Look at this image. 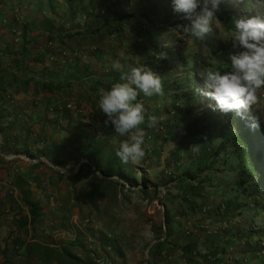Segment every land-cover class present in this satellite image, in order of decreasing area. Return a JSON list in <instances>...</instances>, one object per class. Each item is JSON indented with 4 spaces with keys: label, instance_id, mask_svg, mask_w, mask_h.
I'll list each match as a JSON object with an SVG mask.
<instances>
[{
    "label": "trees",
    "instance_id": "obj_1",
    "mask_svg": "<svg viewBox=\"0 0 264 264\" xmlns=\"http://www.w3.org/2000/svg\"><path fill=\"white\" fill-rule=\"evenodd\" d=\"M18 2L24 4V0H18ZM114 2L115 0H68V5H66V10L63 13L64 21L61 23V26L59 27L60 29L57 32L54 31V29L57 28H55L53 22H51V20L48 21L47 30L44 32L52 33L53 36L51 39L55 42L54 50L58 49V52L55 54L60 56L61 52L64 50L78 52L77 57H70L65 63H59L61 74L65 78L62 83L55 84L47 81L41 83V88L46 91L63 92L62 96L58 98L57 101L47 99L45 102V126H53V131L50 140L48 141L49 143H47V135H45V145L40 147V149L39 147H36V150L34 151V149L30 147L27 138L24 141H21L19 135H16L15 137L12 135L14 132L12 128L9 126L0 127V132L3 134L6 143L4 150L6 149L10 153H22L32 159H39L41 158L40 156H44L49 161V163L41 160L35 163H28L26 169L22 170L21 168H18L15 177L13 179H8L9 184L18 189L19 197L17 199L16 197L11 196V194H8L7 198L0 200V220L3 219V217L12 215V223L14 226L11 235L8 237L10 242L5 241L6 245H11L13 254L11 255L8 253L9 248L6 246V259L0 264H98L96 261L97 258L102 257L103 255L113 259V253H122L121 249L117 247L116 240L112 239L107 232L102 233V236L96 237L98 234L94 230L93 225H87L86 223L87 226L85 225L86 227L82 228L74 225L72 222L70 223L71 218H73V210L82 206V200H85L88 205H94L96 195L99 194V191H102V189L98 190L96 188L93 181L86 184L83 183L81 187H78V183L84 180L86 172H90L91 177H99V175H102L103 181L106 183L110 182L114 184L116 182L120 186H125L124 181L131 186H134V184L137 183L136 177L132 174L133 167L131 163H122L119 157L116 156V151L126 137H121L116 134L115 128L114 131L111 129V124L105 125L103 121H105V118L107 117L102 110L99 109L98 104L102 92L110 90L114 83L119 82L121 74L109 76L106 80L98 78L96 83L90 85V90L86 88L83 91L80 90L74 94L75 86L73 85V78L70 76L73 74L72 72L74 70H76V73H81V69L79 66H76L71 72L72 69L69 63L72 61L71 59L79 58L82 47L81 49H71V46L64 40L72 39L79 43H90L92 46L97 47L98 43H103L105 39L108 37L112 38L114 33H116L117 37L115 39L112 38L111 41L113 42L116 40L118 44L123 45L125 42L121 40L122 38H132L130 37L131 26L128 24V21L130 22L135 19L137 15L133 11L117 10L118 8H116V6H118V4ZM118 2L120 1L117 0V3ZM39 4L40 7L44 5L42 2ZM172 4L173 3L169 1L147 0L146 9L140 13L143 21L137 25V36L134 37V41L129 42V44L132 45L131 51H134V54L140 62L145 61V66L151 68L154 72L159 73V75L161 73V76L167 79L165 80L166 87L171 92L169 95L173 97L168 103V95L165 94L163 96L155 95L150 98L140 94L138 100H142L145 105L146 120L147 116H155L157 120L159 117L162 118L165 116L157 113V111L162 108L163 102L164 106L169 105L170 109H177L179 107L175 117L172 118L169 114V121L171 124L179 125L181 124L182 118L185 115H191L193 110L199 105V97L203 95V91H197V89H200L197 86L199 79V75L197 74V56H189V53L184 55L182 53L184 47L182 42L177 50L175 49L173 52L172 50H174V48L169 50V47H162L160 43L161 36L165 37L164 35L166 32L171 33L176 29L175 26L177 23L173 20V15L170 12ZM5 5H7V0H0V6L2 7ZM49 6L54 8L53 3H49ZM15 9L17 10L18 15L21 14V6L18 5ZM18 15L15 14V20L20 19ZM215 15L217 18L215 23L220 25L225 37L232 34L234 30L233 20L235 18L241 16L251 18L249 15L234 9L229 0H221L219 10ZM7 21L9 22L8 18H4L0 15V25H6L8 23ZM189 23L190 21L180 24L187 25ZM28 30V24L25 23L22 35L24 46L26 47L30 42H36L39 47V51L37 52L39 57L35 59L40 61L44 60L43 62L50 61L49 57L52 51L45 46L47 41L46 34L39 33L36 38L31 40L27 37ZM169 36H173V33ZM218 37L219 32L216 31L203 41L213 54H217L215 41H218ZM17 38L19 37L15 36V42L20 40L19 38L17 41ZM57 39L59 40V43L56 41ZM193 40L195 42L193 48H195L201 41L194 38ZM222 40L224 39L222 38ZM40 46H45V48H40ZM97 48H94L95 51H97ZM161 53H165L166 58H162ZM173 61L186 68V73L181 77L175 75L177 77L170 78L166 66ZM225 63H207L205 59H202L200 61V66L202 69L205 68V71L209 68H218L220 70ZM134 67L140 66L137 64ZM190 78H193V82L196 84L194 90L190 86ZM77 79L78 78H74V80ZM80 79L83 82H92L90 73L87 74L86 71L81 74ZM24 85L28 86V81L25 82ZM0 98H2L3 102L12 101L10 95L9 98H7L6 95H0ZM82 103H86L89 107V112L93 121L91 119H86L85 121L82 114L84 108ZM69 104L73 107H69ZM208 110V107L205 108L202 115L203 118L200 121L194 119L189 122V125L197 127L194 136L195 141L197 140L200 131L206 132L213 128L214 124L209 123L208 121L206 122L205 120L207 118ZM245 115L253 122L252 129L245 123ZM245 115L242 118L237 115L234 110L233 120H238L240 118L243 122V125L240 126L241 132L239 134H236L231 127L225 129L223 128L224 125L215 124V126H219L217 130L225 139L223 147H226L225 144H227L230 152L236 153L238 162L240 161V167L238 168L239 186H241L244 191L248 189L250 190L249 194L254 197L253 207L264 208V196L261 194L262 191H264V155L260 156L257 150L258 144L256 141V139L259 138L261 146H263L264 149V127L262 126L258 115L255 116L252 108L248 109ZM0 117L4 118L6 116L5 114H2ZM194 118L198 119L200 117ZM222 118L224 120L226 116L222 115ZM97 120L99 122L98 125H96ZM227 120H229V117ZM257 124L258 126H254ZM105 126H107V128H105ZM156 126H158V124H156ZM156 126L149 130L147 128V123L142 125V127L146 129L147 136L149 135V137L157 136ZM115 139L120 140L118 141L119 145L116 148L112 147V142ZM235 139L238 140L236 143L241 148V152H238L237 150L232 151L235 145ZM208 150L209 148L204 146L203 150L199 153L198 160L212 159L213 161L217 151L213 149L214 154H212L208 152ZM192 154L194 153L189 150V153H187L188 159H194L193 157H190ZM228 154L232 155V153ZM0 158L3 157L0 156ZM69 159L75 162L74 164L77 163V165H79L83 159L85 162L79 165L76 173L68 175L59 170L58 167L62 164L68 165ZM65 162H67V164ZM43 166L48 167L51 171V179L54 175L57 178L59 185H61L62 182L67 181V186H69L66 190H63L61 186L59 187L60 194L56 197L57 205L52 211L57 217L56 219H53V221H50L48 218L47 209L49 208L47 204L43 203V196H47L48 186L52 184V181L47 184L44 182L39 171ZM207 168L211 169L213 167H209L208 165ZM180 169L181 168L179 167L176 169L179 176L183 174L189 175L192 179L196 178V171H193L191 167L184 169V171H181ZM197 170L201 171L200 168H197ZM116 176L122 180V182H114L112 178ZM252 179L256 181L255 190L250 189L248 186ZM148 187L147 183L143 181V188L140 190L143 193H148ZM49 198L50 197L48 196V199ZM4 205H7L8 207H4ZM44 219L48 221V223L50 222L51 227L55 230H64L68 234L73 235V237L68 238L66 241L59 244L54 240L42 237L37 232V226L40 225ZM83 219L84 221L86 220V218L83 217L81 221ZM42 231L44 233L46 232L45 229ZM250 232L253 233L255 231L251 230ZM255 233H264V222L262 223L261 231ZM93 236L94 238H92ZM28 237H30L29 240H27ZM97 242H102L103 245H100L101 243L98 245ZM101 246L104 247L106 253L100 251ZM15 255H19L20 258L17 259ZM15 258L16 261L14 260Z\"/></svg>",
    "mask_w": 264,
    "mask_h": 264
},
{
    "label": "crops",
    "instance_id": "obj_2",
    "mask_svg": "<svg viewBox=\"0 0 264 264\" xmlns=\"http://www.w3.org/2000/svg\"><path fill=\"white\" fill-rule=\"evenodd\" d=\"M40 2L44 4L41 7ZM63 2H68V0H24V4H20L18 0H7V5L0 6V15L9 19L6 25H0V95H6L7 98L10 95L12 98L10 102H3L0 98V115L5 114L6 116L0 117V127L9 126L14 131L12 134L14 137L19 135L21 141L27 138L30 147L34 148L45 145V135H47V143H49L53 131V126H45L46 100L57 101L63 94V92L46 91L41 88V83L47 81L58 84L62 83L65 78L60 71L59 63L63 64L62 62L36 60L35 58L39 56L34 47L35 42L24 46L23 26L25 23L28 24L27 37L31 40L47 30L49 20L57 28L54 29L57 32L64 21L63 12L60 11ZM49 3H53L54 8H51ZM18 5L21 6L23 17L15 20L14 11ZM15 36L20 38L18 42L14 41ZM116 37L117 34L114 33L112 38ZM112 38L108 37L103 43H98V48L90 43L64 39L71 49H81L82 47L79 58L71 59L72 61L69 63L71 72L76 66L81 69V73H76L74 70L70 76L73 78L75 86L74 94L86 88L90 90V85L96 83L98 78L106 80L109 76L120 75L122 71H129L137 64L140 67L145 66V61L140 62L134 51H131V44L120 45L116 40L112 42ZM56 41L59 43L58 39ZM94 48H97V51ZM116 64L120 67H114ZM84 71L87 74L90 73L92 82L81 81V74ZM74 78L78 79L74 80ZM162 80L164 94L169 96L171 92L166 87L165 80L167 79L162 77ZM27 81L28 86H25L24 83ZM82 104L89 110L86 103ZM260 105L263 112L260 109L258 118L264 127V99H261ZM164 110L165 112L160 109L157 113L166 115L167 121L162 127L169 129V114L176 113L177 110L170 109L169 105H166ZM88 116L87 120L93 121L90 112ZM98 124L97 120L96 125ZM214 134L216 137L212 149L217 151L215 159L221 161L213 166L216 169L212 174L198 172L196 175L199 178L198 182L196 178L192 179L189 175L182 174L181 178L177 177L180 186H174V190H170L172 192L166 196L165 202L158 205L162 208L164 215L163 223L162 228L159 229V236L150 244L151 261L148 264H264L263 236L254 237L253 233L249 231V225L254 220L249 217L250 208L253 207L251 205L254 204L253 195L249 194V189L244 191L239 186L237 171L231 181L234 185L228 181V171L220 163L223 161V157L228 155L230 149L227 144H225L226 147H223L225 139L219 132H214ZM190 157H193V154ZM68 161L72 162L71 159ZM20 163V160L14 162L7 160L5 174L3 170H0V200L7 198L8 194L18 199L19 191L9 184L8 179L11 178L10 174H13V178L15 177L17 171L15 167ZM72 166L74 165H69L71 172L69 170L68 175L77 172L76 169H72ZM19 167L23 170L25 165ZM171 176L174 175L166 176L168 181ZM155 200L154 202H156ZM247 200L250 201V205L246 203ZM261 209L264 213V208ZM45 223L49 224L44 219L37 226V232L48 239L46 235L48 228L45 229ZM13 229L12 215L0 220L1 262L6 259L7 251L5 249L8 245L5 241L10 242L8 237ZM43 229H45V233L42 231ZM51 236L50 240H54L57 244L73 237V235L54 237V234ZM8 248V253L12 255L11 245ZM113 256L117 263L126 264L122 257L119 259L114 253ZM15 257L20 258L19 255H15ZM14 260L16 261V258Z\"/></svg>",
    "mask_w": 264,
    "mask_h": 264
},
{
    "label": "rangeland",
    "instance_id": "obj_3",
    "mask_svg": "<svg viewBox=\"0 0 264 264\" xmlns=\"http://www.w3.org/2000/svg\"><path fill=\"white\" fill-rule=\"evenodd\" d=\"M120 2L117 3V0H115L114 3L118 4L116 8L117 10L122 11H133L136 13L135 19L128 21V24L131 26L130 32L132 38L127 39L126 37L122 38L121 40L125 43H129L131 41H134V37L137 36L136 29L137 25L142 22L143 18L141 16V11L145 10L147 7V0H119ZM157 1V0H155ZM164 2H171L173 3V0H161ZM231 6H233L234 9H236L239 12L245 13L249 15L251 18L259 16L261 18H264V0H229ZM66 5H68V2L62 3V8L60 11L64 13L66 10ZM113 8V7H111ZM115 10V9H114ZM170 12L172 13L173 20L177 23L175 26V30L173 32H166L165 37L161 36L160 43L162 47L168 48L169 50L171 48H174L177 50L178 46L184 44V47L182 49V53L184 55L190 54L189 56L196 55L198 59V67H197V74L199 75L198 84L197 86L202 90L203 92L207 91L205 87V80L204 77L201 75L205 68H201L200 61L202 59H205L207 63H214V64H222V67L220 68L221 71L230 70V60H229V54L234 53L236 49L233 47V42L231 40V34L226 37L224 36V33L221 30V27L218 23L214 24V31L219 32L218 41H215V46L217 49V54H213V52L210 51V49L207 47L203 41L199 42V44L194 47V40L193 38H189L186 36H183L181 32L177 31V26L181 25L180 23H185L189 20L184 18L183 13H177L174 11V6L172 4V8L170 9ZM15 14L18 15L17 10L14 11ZM21 13V12H20ZM20 18L23 17V15H18ZM159 22V21H158ZM135 27V28H134ZM129 28V27H128ZM46 35L47 33L52 35L50 32H44ZM173 33V36H169ZM53 36V35H52ZM225 37V38H224ZM141 38V37H140ZM174 38V39H173ZM222 38L224 40H222ZM120 41V40H118ZM159 42V41H158ZM34 47L36 48L37 52L39 51L38 44L35 42ZM55 53L58 52V49L54 50ZM181 53V52H180ZM52 62H59V60H51ZM167 72L169 71L170 78L173 77H181L183 74L186 73V68L178 65L174 61L171 62V64L166 66ZM177 75V76H175ZM190 86L194 90L196 87V84L193 82V78H190ZM264 91V89L261 90V92ZM173 95V94H172ZM173 97L171 95L167 96L168 103ZM199 106L204 105V107H208L207 111V118L205 119L206 122L213 123V128H211L210 131L206 132H199V136L197 140L195 141V130H197V127L189 125V122L192 120L200 121L202 117L196 119L193 117V115H185L182 120L181 124L179 125H172L169 121V129H166L165 127H162V123L166 122L167 118L166 115L164 117H159L157 120V130H156V137H149V135L146 137V156L144 159L136 162L131 163L133 167L132 174L136 177L137 183L134 184V186H131L129 183L124 181L125 186H120L115 181H121L117 176L113 177L112 180L115 182L113 183H106L103 181V176L99 175V177H91L90 172L85 173L84 182L80 181L78 183V187H81L83 183L88 182H94L96 185V188L99 191V194L96 195L95 204L88 205L85 200H82V206L75 208L73 210V218H71L70 223L72 222L74 225L80 226L82 228H85L88 224L94 226V230L97 232L98 236H102V233L107 232L112 239L116 240L117 247L121 249V254H116L117 257L120 259L123 258L124 263L126 264H148L151 261V255L149 252V247L152 241L159 236V229L162 228L163 223V213L162 208L158 207L159 204L164 203L166 200V196L172 192L170 190H174V186H180L179 180H178V172L177 167L181 168V171H184V169L191 167L193 171H196V175L198 172L212 174L216 169V167L210 169L207 168L213 167L218 161H221L220 159H208V160H198L199 153L203 150V147L209 148L208 152L214 154V150L212 149V144L215 141V134L214 132L218 133V130L215 126V124L224 125L223 128L231 127L233 128V131L236 134H239L241 132V125H243L242 120L240 118L234 119V110L230 113H224L222 112L216 105V101L206 95H202L199 97ZM261 99H264V97L261 95ZM261 101V100H260ZM164 103L162 102V110H164ZM179 108V107H178ZM177 108V109H178ZM176 109V110H177ZM262 110V107L260 105V102L252 107L253 112L255 113V116H259V111ZM89 110L84 106L83 108V117L84 119L89 118L88 113ZM247 110H245V113ZM263 112V110H262ZM233 113V114H232ZM258 113V114H257ZM177 115V112L171 113L170 116L175 117ZM222 115H225L226 118L223 120ZM263 115V114H262ZM229 117V120L227 118ZM246 119V124L249 126V128H253V122L244 116ZM227 120V121H226ZM233 120V121H232ZM237 120V121H236ZM164 125V124H163ZM227 125V126H226ZM111 129L114 131V126L111 125ZM150 130V128H148ZM159 130V132H158ZM1 133V132H0ZM115 133V132H113ZM204 133V134H201ZM2 135V152L8 156L13 157L11 160H8V162L20 160L21 163L17 164L15 169L20 168L19 166L22 165V167H25L23 169H26L28 167V163H35L39 160L49 163L47 158L44 156H40L39 159H32L31 157H27L25 154L22 153H10L8 150H4L5 148V141L4 136ZM120 140L115 139L112 142V147L116 148L119 145ZM238 140L235 139V145L232 151L237 150L238 152H241V148L237 145ZM258 147L257 150L260 154V156L264 155V149L263 146H261L260 139H256ZM194 144H200V150L198 153L193 154V160L188 159L187 153H189L190 147ZM233 144V141H232ZM260 144V146H259ZM34 151L36 150V147H32ZM40 149V147H39ZM232 155L228 154L223 157V161L220 163L222 166L228 171L227 176H229L228 181L230 184L231 181L234 179L235 171H237V174L239 175L238 168L240 167V161L238 162L237 154L234 152ZM32 161V162H30ZM68 162V161H67ZM67 162H65L67 164ZM84 159L81 160V163H84ZM212 162V163H211ZM7 160L0 158V170H3L5 174V170H7L6 166ZM75 162H68V164H72V169H76L78 171L79 165L74 164ZM16 164V163H15ZM51 164V163H50ZM69 165L62 164L59 166L60 168H66L68 171ZM78 166V167H77ZM59 168V170H61ZM197 168H200L201 171L197 170ZM14 169V170H15ZM44 182L47 184L48 182L52 181V184L48 186L47 190V196H43L44 200L43 203H46L48 208L47 209V215L50 221H53V219H56L57 215L54 214L53 209L57 205V196H59V187L61 186L63 190H66L68 185V182H62L61 185H59V182L57 181V178L53 175L52 179L50 178L51 171L48 167L43 166L41 170H39ZM64 172L63 170H61ZM198 171V172H197ZM169 172V174H168ZM66 173V172H65ZM183 173V172H181ZM3 174V175H4ZM174 175L169 178V181L167 180L166 176L168 175ZM11 178L13 179V174H10ZM174 177V178H173ZM180 177V176H179ZM178 181H177V180ZM143 181L147 183L148 187V193H143L140 189L143 188ZM196 181H199L198 176H196ZM256 181L254 179L251 180L249 183V188L254 189L256 187ZM231 185H234L233 183ZM157 186V187H156ZM167 189L166 194H162L159 189ZM40 192V191H39ZM264 191H262V196H264ZM63 195V194H62ZM257 195V194H256ZM48 196L50 197L48 199ZM52 196V198H51ZM61 197V196H60ZM254 198V197H253ZM154 199H156L154 202ZM246 203L250 205V201L247 200ZM253 206V205H251ZM261 208L251 207L250 211V218L254 219L251 225H249V231H251L252 224L254 222L263 223V212L261 211ZM89 219L88 222L84 221V219L81 221L82 218ZM91 219V220H90ZM58 222V221H56ZM87 223V225H86ZM45 229H46V235L48 239H51V235L54 234V237L57 236H65L69 237V235L64 230H55L51 227V224L45 223ZM86 225V226H85ZM92 226V227H93ZM75 227V226H74ZM248 229V228H247ZM53 231V232H52ZM263 236L264 241V234H257L253 232L252 236ZM94 238V236L92 237ZM98 245H103L102 242H97ZM101 252H105L104 247L101 246ZM106 253V252H105ZM117 262V261H116ZM1 263V260H0Z\"/></svg>",
    "mask_w": 264,
    "mask_h": 264
},
{
    "label": "clouds",
    "instance_id": "obj_4",
    "mask_svg": "<svg viewBox=\"0 0 264 264\" xmlns=\"http://www.w3.org/2000/svg\"><path fill=\"white\" fill-rule=\"evenodd\" d=\"M220 4L221 0H173L174 11L183 13L190 21L187 25H178L177 31L204 41L213 34ZM233 24L231 40L236 51L229 54L230 70L204 71L201 75L207 91L202 94L214 99L222 112L235 110L243 118L245 110L260 102L261 89H264V18L241 16ZM161 57L166 58V54L161 53ZM140 94L149 98L164 95L162 77L147 66L122 71L119 82L103 91L98 101L99 109L107 117L105 125H113L116 134L126 137L116 151V156L125 164L145 158L147 131L142 125L147 123V128H153L157 124L155 116H147L146 120L145 105L138 100ZM190 150L198 153L200 144L192 145ZM60 169L68 172L66 168Z\"/></svg>",
    "mask_w": 264,
    "mask_h": 264
},
{
    "label": "built area",
    "instance_id": "obj_5",
    "mask_svg": "<svg viewBox=\"0 0 264 264\" xmlns=\"http://www.w3.org/2000/svg\"><path fill=\"white\" fill-rule=\"evenodd\" d=\"M46 36H47V41L45 43V46L48 47L52 51L51 55L49 57L50 61L57 59V60H59V62L65 63L66 60L69 59L70 57H75L78 55L77 51H67V50L65 51L64 50L61 52L60 56H57L54 52L55 42H53V40L51 39L52 35L47 33ZM16 40L18 41L19 38H17ZM45 46L44 47L40 46V48H45ZM261 95L264 97V91L261 92ZM69 107H73V106L71 104H69ZM205 108H207V107H204L203 104H202V106L198 105L192 112L193 117H201L203 115ZM2 141H3L2 135L0 133V156L3 157V159H5V160H11L13 157L8 156L2 152V149H1ZM30 162H32V161H30ZM159 190L162 194H166V192H167V189H164V188L159 189ZM85 221L88 222L89 219H86ZM263 222H264V220H263ZM261 228H262V223L254 222L252 224L251 230H253L255 232H260ZM262 253H264V251H262ZM96 261L98 264H118L116 261H114L112 258H110L106 255L105 256L103 255L102 257L97 258Z\"/></svg>",
    "mask_w": 264,
    "mask_h": 264
}]
</instances>
